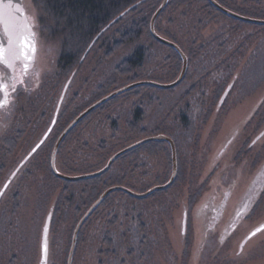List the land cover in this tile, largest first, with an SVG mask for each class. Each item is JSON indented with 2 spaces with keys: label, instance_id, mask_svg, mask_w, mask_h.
Listing matches in <instances>:
<instances>
[{
  "label": "rangeland",
  "instance_id": "rangeland-1",
  "mask_svg": "<svg viewBox=\"0 0 264 264\" xmlns=\"http://www.w3.org/2000/svg\"><path fill=\"white\" fill-rule=\"evenodd\" d=\"M155 1L126 15L101 36L83 60L76 57L67 67L62 58L69 49L67 30L52 25V17L44 11L43 0H24L37 37L35 68L39 76L35 84L38 86L28 79V93H14L1 113L0 123L4 124L0 128V189L31 149V136L27 133L31 128L36 132L39 127V122L30 126L32 115H35L34 122L43 112L48 113L50 119L64 88L67 87L62 109L68 121L103 95L125 85L142 80L170 83L178 78L183 67L180 55L141 25V20L149 17L150 9L157 4ZM226 2L233 4L229 6L241 15L264 20V0ZM168 5L158 18L157 32L182 44L189 60L186 78L173 88L142 85L90 112L62 145L56 167L71 176L93 173L124 148L164 132L177 144L179 176L167 189L145 197L122 190L111 191L84 221L73 264H264V233H258L240 248L242 239L264 220V197L262 212L246 219L221 246L216 239L206 241L200 232L199 240L188 247L187 256L186 225L183 239L180 236V219L187 203L205 188L204 173L209 160L219 155L224 136L264 93V24L209 12L205 1L201 0H173ZM137 24L138 37L122 42L125 30ZM203 42L212 51L222 46L212 54L211 61L215 64L233 46L242 44L245 50L242 59L236 57L224 62L208 77L206 96L205 48L199 45ZM142 48L144 64L134 70L140 73L139 78L127 72L123 63ZM238 63L244 66L242 79L219 117L213 116L208 122L210 113H205L206 105L217 104L224 88L221 84L227 76L224 69L229 72ZM176 71L179 74L174 78ZM215 92L219 93L217 97ZM135 113H143V116L137 119ZM235 113L241 114L229 123ZM261 113L257 121L263 122V128L264 107ZM224 115H227L225 123L216 135L215 129ZM139 146L140 162L136 160L137 155H133L132 160L125 159L123 154L102 175L78 181L54 176L44 151L28 161L8 187L5 198L0 200V264H38L42 231L50 212L53 216L49 264H68L77 225L107 189L120 185L143 193L170 179L173 158L169 144L149 141ZM236 148L237 145L232 146L227 157ZM240 162L239 178L233 184L235 193L244 189L251 177V157L243 156ZM127 165L129 177L125 178ZM53 205L56 209L52 212ZM223 219L221 228L227 221ZM138 220L148 223L147 230L150 223L155 227L152 235L155 239L147 245L138 244Z\"/></svg>",
  "mask_w": 264,
  "mask_h": 264
},
{
  "label": "flooded vegetation",
  "instance_id": "flooded-vegetation-1",
  "mask_svg": "<svg viewBox=\"0 0 264 264\" xmlns=\"http://www.w3.org/2000/svg\"><path fill=\"white\" fill-rule=\"evenodd\" d=\"M26 12L28 14V18L30 19L32 23V20H31V17L29 15L27 8H26ZM0 31L4 32L3 26L0 27ZM209 37L210 36H206L205 38H209ZM5 38L9 40V38L6 35H5ZM210 49H211L210 46H205V66H207L205 67V75H204L205 77V96L207 95V92H208L206 88L208 77L213 75L217 71V68H220L219 65H222L224 62L226 63L228 61H231L233 58H236V57L237 59L238 58L242 59L245 54L244 52L245 50L242 44H238L237 46H233V49L231 50L229 49L227 55L224 56L222 59H220L218 64H215L211 61V59L214 58L212 54H214L216 51H219V49H222V46L216 47L215 49L213 48L214 49L213 51ZM249 54L247 57H249ZM212 63L213 65H211ZM238 65L234 64L233 67L229 70V72L226 71V69H224L225 71L224 73L225 75L227 73V76H225L226 79L223 82V84H221V85H224V88L221 89L222 91L220 93V98L217 104H214V106L206 105L205 113H208V114L210 113L207 119L208 122H209V119L212 118L213 116H215V119L216 117H219L223 107L227 104V101L233 89L235 88L236 84L242 79L241 72L244 66L242 65L243 67H241V64L239 66ZM188 69H187V72H188ZM38 76H39L38 69L35 68V66L31 68L30 70H27L22 61H18L13 67H8L6 64L0 62V83L9 85V89L7 93H0V100H7L9 103L10 97L14 93L19 94L21 92V93L27 94L28 93V89H27L28 87L26 86L27 80L30 79L31 83L33 82V84H35L38 80ZM230 86H231L230 91L228 92L224 101L221 103V97L223 96L225 91ZM218 92H220V88ZM218 92H215L216 97L219 94ZM8 103H6L5 106H7ZM218 103H219V107L217 106ZM62 106H63V103L58 109L59 107V101H58V104L56 105L54 113L52 117H50V119H49V114L43 112L42 114H40L39 120H36V122H34L33 119L35 115H32L30 126L33 127L36 125L37 122H39V124L37 125V127L38 126L39 127H38V130H36V132H34V130L32 131V128H31L29 133H27L29 136H31V141L29 142L30 148H31L30 151L43 140V138L48 133V131L50 132L48 136L44 139L40 147L37 149V151L30 157V159H28V161L35 158L38 154L43 153V151L45 152V155H46L50 147H52V149L54 150L56 142L58 141L62 132L66 129V121H65L66 119H64L65 115H64V110L62 109L63 108ZM4 107L0 108V118L2 117L1 113L4 111ZM263 107H264V93L262 97L259 100H257L256 103L252 105V107L244 114V116L239 121H237L235 126L231 129V132L227 133L224 136L223 145L221 147V150L218 153L219 155L218 156L216 155L212 157V160H209L208 170L206 173H204L205 174V180H204L205 188L202 191H200L201 194L197 195L196 202L193 203V201L191 200L187 203L186 209L184 210V213L180 219V231H181L180 236L182 239H183L182 233L185 234L184 232L185 225L188 230L186 233L187 235L184 236V242H185L184 247H185L186 255L187 253L189 254L188 252L189 250L187 249L188 247H190V245H192L193 241L195 240L196 242L197 240H199L200 232L201 234L204 235L203 238L206 241L211 240V239L212 240L216 239L218 242H220V246H221L227 241L229 235H232V233L244 221H247L246 219H249L251 216L262 212L261 209L263 206L261 204H262V199L264 197V133H263L264 127L261 128L262 127L261 124L263 122L259 123L257 121V118L259 116V113L262 112ZM135 114H136L137 119H139L140 116H143V113H135ZM238 114H241V113H238ZM238 114L236 113V116H238ZM236 116L234 118H236ZM226 117L227 115H224L223 116L224 120L222 118L219 119V122L214 132L216 133V135L222 129V126L225 123ZM83 120L78 122L72 128L70 132L75 131L80 126ZM233 120H230L229 123H231ZM3 124L0 123V128L3 126ZM160 134L168 135L169 137L173 139V137L167 133L163 132ZM66 137L63 139L62 143L59 146L57 157H56V163L59 158L62 145L65 143ZM259 142H260V146L258 145ZM167 143L169 144L171 158H172V148H171L170 143L169 142ZM235 145L238 146V148H236L237 150L235 152L233 151L231 155L227 157V154L230 152L229 150L231 149L232 146H235ZM176 148H177V144H176ZM53 150L51 152V160H52ZM139 153L140 151L138 153L132 154V156L137 155L136 160H139L141 158V157H138ZM132 156H128L126 157V159L132 158ZM243 156L245 157L250 156L252 159V162L250 164V170H249V172L251 173V177L248 180L246 187L242 189L241 191L238 190L237 193H235L234 192L235 190H233L234 189L233 184H234V181L237 179V177L239 178L240 171L238 170L241 168L240 161L242 160ZM44 158L47 159V155ZM223 158L225 159L223 160ZM133 159L135 158H132V160ZM205 161H206V158H205ZM27 162L25 164H27ZM24 166L20 168L19 172ZM50 167L52 168L51 161H50ZM179 167L180 166H179V159H178V173H179ZM17 169L18 167L15 169V171ZM124 169H125V174L123 175V177L126 178L127 176L128 178L129 177L128 165ZM51 170L53 172V169ZM172 171H173V167H172ZM178 173H177V176H178ZM53 174L54 176H56L54 172ZM171 175H172V172H171ZM216 187H218L219 189L214 191L213 189H215ZM51 208H52V211L56 209L55 205H53ZM141 213H139L138 219L140 218ZM232 214H233V217H231ZM52 216H53V213H52ZM223 218H226L227 221L226 223L222 224V228H221L220 222L222 221ZM185 219L186 221H184ZM201 219H202V223L200 222ZM138 221H137L138 227H139V229L137 228V231L139 232V243L138 244L141 245L144 243L145 245H147L151 239L152 241H154L155 239V237H153L154 236L153 233L155 232V229H154L155 227L154 225H151L150 223V226L148 227V230H147L146 226H148V223H146L145 221H139V222ZM263 223H264V220L260 222L258 225H256L246 235V237L254 229L262 225ZM246 237L242 239L240 246L242 245ZM251 238L252 236L246 241L245 244H247Z\"/></svg>",
  "mask_w": 264,
  "mask_h": 264
},
{
  "label": "water",
  "instance_id": "water-1",
  "mask_svg": "<svg viewBox=\"0 0 264 264\" xmlns=\"http://www.w3.org/2000/svg\"><path fill=\"white\" fill-rule=\"evenodd\" d=\"M169 1L170 0H163V2L160 4V6L157 8V10L154 12V14H153V16L151 18V22H150V30H151L152 35L158 41H160L161 43L166 44V45H168L170 47H173L181 55V57L183 59V67H182V71H181V74L179 75V77L175 81L170 82V83H162V82H157V81H152V80L136 81L134 83L125 85V86H123V87H121V88L109 93L108 95L102 97L101 99H99L98 101L93 103L90 107H88L82 113H80L66 127V129L62 132V134L60 135V137H59V139L56 142V145L54 147L51 164H52L53 172L59 178L64 179V180H68V181H78V180L93 178V177H97V176L102 175L108 169H110V167L112 166V163L114 162V160L117 157L127 153L128 151L132 150L135 147H138L141 144H144V143L149 142V141H167V142L170 143L171 148H172V158H173V172H172V176L166 183L160 184V185H156V186L152 187L151 189H149L148 191H145L143 193L134 192V191L130 190L129 188H127L125 186H120V185L119 186H113V187L107 189L100 196V198L93 204V206L88 210V212L83 216V218L81 219V221L77 225V227L75 229L74 237H73L72 248L70 250L68 264H73V258H74L76 244H77L78 234H79V231H80L84 221L86 220V218L92 213V211L103 201V199L111 191H113V190H122V191H125L128 194L136 196V197H145V196H147V195H149V194H151V193H153L155 191L167 189L168 187H170L174 183V181H175V179L177 177V173H178V157H177L176 144H175L174 140L171 137H169L168 135H165V134H159V135H155V136H152V137H148L146 139H142L141 141H138V142H136V143L124 148L123 150H121L118 153H116L112 158H110L109 161L106 163V165L102 169H100L98 171H95L93 173H87V174H82V175L71 176V175H67V174H64V173L60 172L57 169V167H56L57 152H58L59 146L62 143L63 139L72 130V128L78 122H80L86 115H88L90 112H92L93 110H95L99 106L103 105L107 101H109V100L113 99L114 97L118 96L119 94H122V93H124V92H126L128 90H131V89L135 88V87L142 86V85H153V86L159 87V88H173V87L177 86L179 83H181V81L184 79V77H185V75L187 73L188 64H189V60H188L187 55L185 54V52L182 50V48L177 43H175L174 41H172V40L160 35L157 32L156 26H155L159 15L162 13V11L165 9V7L168 5ZM209 1L216 8H218L220 11H222L223 13H225V14H227V15L235 18V19H238V20H241V21H245V22H253V23L264 24V20L251 18V17H247V16H244V15H241V14H239V13H237V12H235V11L225 7V6H223L217 0H209ZM7 2H8V0H4V3H7ZM12 3L15 6L12 9V11L15 12V9L19 8L20 12L16 13L17 19L10 21V22L6 23L3 26L5 35L8 38H9V33H11V36H12L11 44H9V40H6L5 39V35L0 31V47H2L4 49V55H5V58H6L5 61H0V62L6 64L7 66L10 63L12 65L11 67H13V66H15V63L17 61H22L24 63V66L27 65V67H25V68L27 70H30L31 68L34 67V64H35V61H36V55H37V38H36V34H35V31H34V28H33L32 24L30 23V21L28 19L25 7L23 5V0H12ZM25 37H27L28 43L34 49L33 52L29 53L28 59L24 58L25 49L23 48V45H22V41L24 40ZM10 48L13 51H16L18 53V55L16 57H11V54L9 52ZM66 88H65V90H64V92H63V94L61 96L58 109L60 108V106L62 104V101L64 99ZM230 89H231V86L225 91V93H224V95H223V97L221 99V103L224 101V99L227 96V94L230 91ZM49 132L50 131H48V133L45 135L43 140L24 159V161L21 163V165L18 167V169L11 175V177L9 178V180L7 182L12 181L14 179V177L17 174V172L20 169V167L40 147V145L42 144L44 139L48 136ZM51 218H52V213H50L48 215L46 223H45V225L43 227L42 238H41V258H40L39 264H49V253H50V237H49V235H50V227H51ZM262 225H264V223ZM260 226H258V227H260ZM45 227L48 228L47 238H46L47 239V244H48V252H47L46 255H45V252H44V244H45V232H44V229H45ZM253 231H255V229ZM251 233L243 241V243L241 245V248L244 246L246 241L251 237Z\"/></svg>",
  "mask_w": 264,
  "mask_h": 264
},
{
  "label": "trees",
  "instance_id": "trees-1",
  "mask_svg": "<svg viewBox=\"0 0 264 264\" xmlns=\"http://www.w3.org/2000/svg\"><path fill=\"white\" fill-rule=\"evenodd\" d=\"M150 1L151 0H43V7H44V11L49 16L52 17V25L55 24L54 26H56L57 28H59V29L65 28L67 30V45L69 46V49L67 52L65 51V54L63 55L62 58L65 59V62L67 63V67H69L73 64V61L77 60V58H79V59L81 58V60H83V57H86L89 54V52L91 51L93 46L97 43V41L101 38V36L107 30H109L115 24L122 21L126 17V15H128L129 13H131L133 11H137V9H140V7H142L146 3H149ZM159 1L160 0L155 1V3L157 2V4L154 6V8L150 9V13H149L150 16L145 17L144 19L141 20V25L144 26L146 28V30H148V32H150V33H151V30H150L151 18L153 16V13L157 10V8L160 6V4L162 3L163 0H161V2H159ZM201 1H205V9L208 10L209 12L215 11L216 13H218L220 15L223 14L225 16L233 18L229 15H226L225 13L220 11L219 9H217L212 3L209 2V0H201ZM217 1L220 2L223 6L235 11L233 8L230 7V6H233V4H228V2H226V0H217ZM234 1L240 2V0H234ZM258 1H261V0H258ZM242 2L243 3L247 2V0H242ZM171 3H173V0L169 1V5ZM233 19H235V18H233ZM157 25H158V19H157V22L155 25L156 30L158 31ZM139 32H140V28H139L138 24L136 27L133 26L129 30L128 29H127V31L125 30V33L123 34L122 42H129L130 40L137 38ZM151 35H152V33H151ZM172 41L179 44V46L185 52L182 44H180L177 40L172 39ZM199 45H200V48H205L204 42H203V44L201 43ZM170 48H172L175 52H177L179 54V52L176 49H174L173 47H170ZM185 54H186V52H185ZM132 56L133 57L126 59L124 62L125 64L123 63V65L127 66V72H133V74L135 76L139 77L140 73H136V71H134V70L139 68L140 65L144 61V50H143V48L141 50L140 49L137 50V53H135ZM180 58L183 62L181 55H180ZM180 67H181V65H179V69H180ZM179 69H178V71H179ZM178 71H176L174 78H177V74H179ZM174 72H175V70H174ZM171 80H173V79H171ZM138 87L133 88L132 90H129V91H133L135 89L136 90L140 89L142 86H138ZM108 94H106V95H108ZM119 96H116L113 99L115 100ZM103 97H104V95H103ZM113 99L107 101L106 103L99 106L98 108H103L109 102H112ZM78 115L79 114L77 113V115L72 116L68 121H66V127ZM72 132H70V133H72ZM70 133L67 135L65 141L69 137ZM142 146H144V145H142ZM139 147H141V146H139ZM139 147H136L132 151L127 152L125 155H123V157H125V159H126V157L132 156V154H135L137 151L139 152ZM52 150H53L52 147H50L46 153L47 160L49 163L51 161ZM170 156H171V153H170ZM178 176H179V173H178ZM167 181H165L161 184H164ZM197 195H199V192L192 199L193 203L196 202ZM78 242H79V240H78ZM187 255H188V253H187ZM66 264H67V262H66Z\"/></svg>",
  "mask_w": 264,
  "mask_h": 264
},
{
  "label": "snow or ice",
  "instance_id": "snow-or-ice-1",
  "mask_svg": "<svg viewBox=\"0 0 264 264\" xmlns=\"http://www.w3.org/2000/svg\"><path fill=\"white\" fill-rule=\"evenodd\" d=\"M14 4L12 3V0H8L7 3H4V0H0V27L4 26L6 23L17 19L16 13L20 12L19 8L15 9V12L12 11L14 8ZM11 33H9V44H11ZM23 48L25 49L24 51V58L28 59V55L30 52H33L34 49L31 47V45L28 43L27 37L24 38L22 41ZM9 52L11 54V57H16L18 53L16 51H13L11 48L9 49ZM5 55H4V49L0 47V61H5ZM12 65L9 63L8 67H11ZM27 67V65H25ZM9 89V85L0 83V93H7ZM6 103H8L7 100H0V108H3ZM11 181L5 183L3 185V188L0 189V200H3L5 198L6 192L8 190V187L10 185ZM45 232V244H44V252L45 255L48 252V244H47V232L48 228L45 227L44 229ZM258 233H264V225H261L260 227H257L255 231L251 233L252 237H255Z\"/></svg>",
  "mask_w": 264,
  "mask_h": 264
},
{
  "label": "bare ground",
  "instance_id": "bare-ground-1",
  "mask_svg": "<svg viewBox=\"0 0 264 264\" xmlns=\"http://www.w3.org/2000/svg\"><path fill=\"white\" fill-rule=\"evenodd\" d=\"M235 116H236V113H235V115H234V116H232V117H231V120H233Z\"/></svg>",
  "mask_w": 264,
  "mask_h": 264
}]
</instances>
